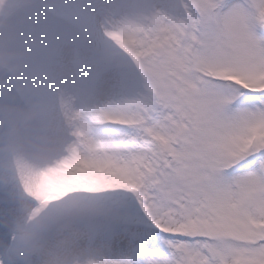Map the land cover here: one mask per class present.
Here are the masks:
<instances>
[{"label":"snow or ice","instance_id":"obj_1","mask_svg":"<svg viewBox=\"0 0 264 264\" xmlns=\"http://www.w3.org/2000/svg\"><path fill=\"white\" fill-rule=\"evenodd\" d=\"M0 264H264V0H0Z\"/></svg>","mask_w":264,"mask_h":264},{"label":"rangeland","instance_id":"obj_2","mask_svg":"<svg viewBox=\"0 0 264 264\" xmlns=\"http://www.w3.org/2000/svg\"><path fill=\"white\" fill-rule=\"evenodd\" d=\"M21 2H31V0H21ZM2 54H3V53L0 52V55H2ZM0 68H2V65H0ZM2 85H3V80L0 79V87H2ZM2 127H3V122L0 121V128H2ZM4 151H5V149H4L3 147H0V152H4ZM3 162L5 163L4 160H0V168H3V167H4V166L2 165Z\"/></svg>","mask_w":264,"mask_h":264},{"label":"bare ground","instance_id":"obj_3","mask_svg":"<svg viewBox=\"0 0 264 264\" xmlns=\"http://www.w3.org/2000/svg\"><path fill=\"white\" fill-rule=\"evenodd\" d=\"M5 163L3 162V166L7 168H13L14 167V161L11 158H8L7 160H4Z\"/></svg>","mask_w":264,"mask_h":264}]
</instances>
